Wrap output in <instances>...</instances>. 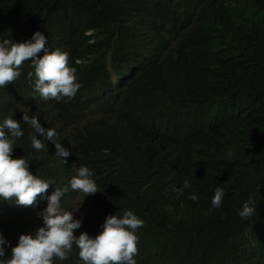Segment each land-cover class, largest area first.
Here are the masks:
<instances>
[{
  "label": "trees",
  "instance_id": "16d2710c",
  "mask_svg": "<svg viewBox=\"0 0 264 264\" xmlns=\"http://www.w3.org/2000/svg\"><path fill=\"white\" fill-rule=\"evenodd\" d=\"M37 31L68 54L79 104L56 110L34 99L27 61L0 88V124L20 121L13 158L52 184L46 196L68 189L61 207L82 221L74 234L95 236L108 215L122 218L115 209L131 208L144 222L136 264H264V0H0V40ZM23 113L55 129L54 141ZM151 132L152 149L133 153ZM53 142L70 155L56 156ZM73 165L93 172L98 192L71 189ZM184 180L191 186L178 196ZM217 187L224 196L213 208ZM250 197L256 212L241 218ZM46 206L40 197L27 207L0 198L2 259L21 234L43 226L37 214ZM78 253L73 245L55 264H83Z\"/></svg>",
  "mask_w": 264,
  "mask_h": 264
},
{
  "label": "clouds",
  "instance_id": "9594fccd",
  "mask_svg": "<svg viewBox=\"0 0 264 264\" xmlns=\"http://www.w3.org/2000/svg\"><path fill=\"white\" fill-rule=\"evenodd\" d=\"M27 61H31L36 78L32 92L34 99L54 104L52 106L56 110L63 109V105L70 100L79 104L76 93L79 92L81 84L77 82L76 69L69 66L68 54L59 48L50 50L47 47V37L40 31L23 42L7 38L0 40V88L13 84L21 76L20 69ZM28 76L31 78L33 73L29 72ZM80 107L91 114V109L82 105ZM22 120L34 133L48 141H54L57 136L55 129L42 127L36 116L29 117L27 113H23ZM156 130V127H150L145 132ZM23 135L20 121L11 116L0 124V198L15 199L16 204L27 207L35 206L40 197L47 200V206L37 214L42 218L43 226L38 227L33 234H21L18 243L11 247V257L8 259H2L5 257L4 245L8 241L0 233V264H55L56 259L68 258L73 245L79 249L78 255L83 264H136V231L143 227V220L131 208L115 209L122 218L108 215L99 234L90 236L87 232H81L76 236L74 230L81 227L82 221L75 219L73 212L61 207V197L68 189L55 188L50 196H46L52 184L33 175L24 157L13 158L16 140ZM30 135L32 147L37 151L45 150V144L35 134ZM143 138L147 146H134L133 153L147 154L144 152L152 149L155 133L151 132ZM53 144L57 149L56 156L66 158L70 155L59 142ZM72 170L75 172L70 180L72 190L82 192L84 197L99 191L96 182L91 178L93 172L88 167L73 165ZM190 186V182L184 180L183 186L174 191L178 196L183 195V189ZM223 196V189L217 187L212 198L213 208L221 205ZM190 199L197 201L198 197L193 193ZM137 202L138 197L136 201L135 195V206ZM254 212L256 207L250 197L242 209L238 210V215L246 219L252 217Z\"/></svg>",
  "mask_w": 264,
  "mask_h": 264
}]
</instances>
